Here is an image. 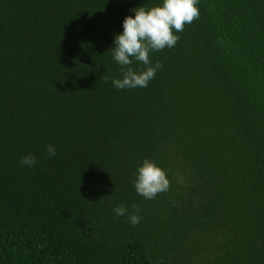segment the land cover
<instances>
[{"label": "trees", "instance_id": "obj_1", "mask_svg": "<svg viewBox=\"0 0 264 264\" xmlns=\"http://www.w3.org/2000/svg\"><path fill=\"white\" fill-rule=\"evenodd\" d=\"M161 4L0 0V264H264V0H198L148 86L117 89L115 35Z\"/></svg>", "mask_w": 264, "mask_h": 264}, {"label": "clouds", "instance_id": "obj_2", "mask_svg": "<svg viewBox=\"0 0 264 264\" xmlns=\"http://www.w3.org/2000/svg\"><path fill=\"white\" fill-rule=\"evenodd\" d=\"M197 2L198 0H162L161 5L147 10L143 6L132 9L135 13L134 17L124 18L122 33L114 37L115 47L108 50L123 71L122 79L112 80V84L117 89L148 86L155 77L157 69L161 67L159 62L150 66V53L175 46L179 37L173 34V30L181 32L186 24H191L199 18ZM133 60L146 67L143 70L134 71L130 67ZM46 148L49 156H55L54 146L47 145ZM35 162V157L29 154L23 157L20 163L21 166L31 167ZM133 184L136 192L145 199H152L169 188L165 172L148 159H145L138 167ZM113 211L117 216L127 213L123 205L115 207ZM136 211L139 209L136 208ZM128 218L133 225L138 224L141 219L134 214H129Z\"/></svg>", "mask_w": 264, "mask_h": 264}]
</instances>
